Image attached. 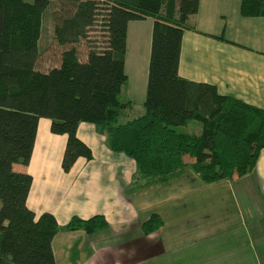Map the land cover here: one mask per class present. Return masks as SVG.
I'll return each instance as SVG.
<instances>
[{
	"label": "trees",
	"instance_id": "obj_1",
	"mask_svg": "<svg viewBox=\"0 0 264 264\" xmlns=\"http://www.w3.org/2000/svg\"><path fill=\"white\" fill-rule=\"evenodd\" d=\"M237 1L240 16L264 17V0ZM50 4L54 52H60L44 55L40 69L37 41ZM197 9L198 0H0V264H53L50 240L58 230L93 234L108 227L101 214L72 215L58 225L49 212L35 214L26 206L31 177L13 165L27 164L39 118L49 120L51 133L66 136L63 171L78 157L91 159L76 136L81 122L104 134L110 151L131 159L133 177L147 187L167 184L186 166L204 184L253 170L264 147V109L178 75L181 36L193 29L189 20ZM147 17L143 112L122 120L131 104L119 98L126 82V24ZM92 26L102 32L103 45L83 44L78 55L76 43ZM188 123L198 132L176 129ZM161 224L151 213L140 230L148 234Z\"/></svg>",
	"mask_w": 264,
	"mask_h": 264
},
{
	"label": "crops",
	"instance_id": "obj_2",
	"mask_svg": "<svg viewBox=\"0 0 264 264\" xmlns=\"http://www.w3.org/2000/svg\"><path fill=\"white\" fill-rule=\"evenodd\" d=\"M189 22L193 29L181 36L178 75L264 109V17L240 16L237 0H198ZM150 32L148 17L126 24V82L120 93L130 107L134 97L144 99ZM218 35L223 39L215 38ZM184 128L199 130L194 123ZM76 136L90 148L91 159L78 157L63 171L60 161L66 136L51 133L49 120L39 118L27 164L13 165L31 177L25 204L35 214L49 212L58 225L72 215L93 214L103 215L108 223L93 234L58 230L50 240L53 264H264V147L250 173L229 179L234 181L231 191L239 205H233L240 214L237 220L214 216L210 208L202 218L186 221L187 216L179 215L186 211L185 205L180 208L179 202L187 187L174 185L170 195L135 202L125 193L126 184L135 179L134 162L110 151L104 136L90 123H79ZM141 185L146 186L144 180ZM152 203L166 208V218L160 214L161 226L143 234L140 223ZM181 234L191 236L189 244L166 245L173 239L180 241Z\"/></svg>",
	"mask_w": 264,
	"mask_h": 264
},
{
	"label": "rangeland",
	"instance_id": "obj_3",
	"mask_svg": "<svg viewBox=\"0 0 264 264\" xmlns=\"http://www.w3.org/2000/svg\"><path fill=\"white\" fill-rule=\"evenodd\" d=\"M51 10H53L52 4H50L46 8L41 19L40 37L37 41V49L39 54L35 65L40 69L43 67L42 61L44 55H49V53H51V56L54 57L56 54H58V50L54 52L56 44L55 42H53L52 36L53 31ZM87 37L88 38L76 43L78 55L82 54V49H85L83 44L88 45L89 43H94L100 46L103 45L102 32L97 29V26H92L90 28V31L87 33ZM119 98H123L122 92L119 94ZM142 101V99L134 97V103L125 113V115L122 116V120L130 119L142 114ZM176 129L178 131L188 132L184 127L178 126L176 127ZM101 135L104 136V134ZM133 174H135V172ZM142 181L143 180L141 178H139L138 180L133 179L130 185L126 184L125 193L133 198L132 200L135 202H141L143 198L146 201H153L159 194L164 195L165 193L166 195H170L169 193H171V191H169V189H171L174 185L187 187V192L180 196V200L182 201L179 202V204L181 205L180 208H183V205H185L186 211L181 210L179 212V215L182 217L187 216L186 221H190L188 217L202 218L205 213H208V209L210 208L212 209L214 216H225L234 220H237L240 217V214L235 208H238L239 205L236 200L234 201V195L231 191V188L233 190L234 181H230L229 179L220 180L214 182V184H212L211 186H207L198 179L195 173L190 170L188 166H186L183 173L178 178L174 179V181L172 180V182L170 183L168 182L164 185H154L146 187L141 185ZM135 197H138L139 199L136 200ZM159 207V204L152 203V208L145 211L147 212V216H149L151 213H155L158 214L160 218L165 217L166 213H164V211H166V208ZM169 208H173L171 202L169 203ZM176 213H178V211H176ZM160 214L163 215V217H161ZM178 237L180 238V241L173 239L172 241H167L166 245L169 247L172 244H176L179 248L182 245L189 244L191 240V236H187L186 234H181ZM113 257L115 258L116 255L114 254ZM150 264L153 263L151 262Z\"/></svg>",
	"mask_w": 264,
	"mask_h": 264
}]
</instances>
